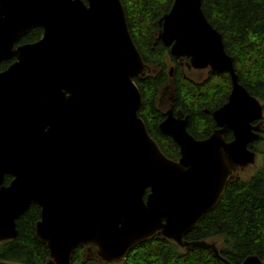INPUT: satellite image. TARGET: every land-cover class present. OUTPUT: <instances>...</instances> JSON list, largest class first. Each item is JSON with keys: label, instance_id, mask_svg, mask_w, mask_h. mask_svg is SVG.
<instances>
[{"label": "water", "instance_id": "1", "mask_svg": "<svg viewBox=\"0 0 264 264\" xmlns=\"http://www.w3.org/2000/svg\"><path fill=\"white\" fill-rule=\"evenodd\" d=\"M174 1L159 40L189 70L232 80L210 137L190 135L182 112L165 114L159 131L179 146L178 160L139 117L134 78L149 67L121 0H0V64L15 59L0 72V242L17 238V221L36 205V237L52 264H71L76 249L91 247L120 264L158 235L231 264L214 243L186 237L218 206L234 171L256 164L249 146L260 139L263 105L240 84L203 0ZM35 28L43 37L19 45ZM242 264L263 263L250 256Z\"/></svg>", "mask_w": 264, "mask_h": 264}, {"label": "trees", "instance_id": "2", "mask_svg": "<svg viewBox=\"0 0 264 264\" xmlns=\"http://www.w3.org/2000/svg\"><path fill=\"white\" fill-rule=\"evenodd\" d=\"M121 1L132 41L149 67L144 77L134 78L143 100L139 117L162 153L178 160L179 146L159 131L166 110L173 107L174 112L181 111L188 117V132L196 139L210 137L217 129L213 113L227 103L231 94V76L208 71L201 80L193 78L190 70L171 55L170 47L159 40L160 22L171 11L174 0ZM202 9L211 25L221 33L240 84L262 103L264 110V0H203ZM42 31V28L31 30L19 45L39 41ZM14 61L1 63L0 72ZM230 140L231 133L226 135V141ZM251 149L262 157L263 164L250 178L233 175L218 206L186 237L191 243L221 240L220 255L231 264H242L250 256L259 257L264 264V132ZM11 181L12 178L6 176L4 185L8 186ZM40 212L32 205L17 221V238L0 242V264L52 263L49 249L36 237ZM92 254H96L94 248L89 251L78 248L70 263L91 264ZM120 264L225 263L209 249L182 248L158 235L135 247Z\"/></svg>", "mask_w": 264, "mask_h": 264}, {"label": "rangeland", "instance_id": "3", "mask_svg": "<svg viewBox=\"0 0 264 264\" xmlns=\"http://www.w3.org/2000/svg\"><path fill=\"white\" fill-rule=\"evenodd\" d=\"M183 66H186L183 64ZM207 70H190L189 75L192 76L193 78L196 79H203L206 77L207 75ZM261 164H263V159L262 157L259 155L256 158V164H254L253 166H250L248 168L245 169H237L235 172V177H240V179H247L250 178L252 175L254 176V173L256 172V170L261 166ZM210 243H214L217 245V247H223V242L221 240H209ZM93 257V261L91 264H108L104 261H102V259H100L99 257H97V254H92Z\"/></svg>", "mask_w": 264, "mask_h": 264}, {"label": "flooded vegetation", "instance_id": "4", "mask_svg": "<svg viewBox=\"0 0 264 264\" xmlns=\"http://www.w3.org/2000/svg\"><path fill=\"white\" fill-rule=\"evenodd\" d=\"M187 60H188V59H187ZM188 62H189V60L186 62V59H183L182 61H180L181 65H183V64L185 65V64H187ZM186 67H187V66H186ZM187 69H188V68H187ZM207 71H209V70H207ZM170 110H172V111L174 112L173 107H171V108H169V109L166 110L165 114H166L168 111H170ZM178 112H181V111L174 112V114L176 115ZM165 118H166V117H165ZM164 120H165V119H164ZM164 120H163V121H164ZM258 124H259V122H254V123H253L254 126H257ZM159 128H160V127H159ZM217 129H218V128H217ZM261 129H262V130H261V132H260V139H259V140H261L262 137H263V132H264V122H263V125L261 124ZM229 133H231V135H232V140H230V141H228V142H231V141H233L234 136H233V133H232V132H228L227 134H229ZM227 134H226V135H227ZM259 140H258V141H259ZM258 141H255V142H253V143L250 144V146H249L250 150H252L251 147H253V146L255 145V143H257ZM252 152H254V151H252ZM235 171H236V170H235ZM235 171H234V174H233L234 176H235V173H236ZM92 248H94L95 251H96V248H95V247L86 248V249H88V251H89V250H92ZM96 254H97V253H96ZM97 257H98V255H97Z\"/></svg>", "mask_w": 264, "mask_h": 264}, {"label": "bare ground", "instance_id": "5", "mask_svg": "<svg viewBox=\"0 0 264 264\" xmlns=\"http://www.w3.org/2000/svg\"><path fill=\"white\" fill-rule=\"evenodd\" d=\"M50 264H52V263H50Z\"/></svg>", "mask_w": 264, "mask_h": 264}]
</instances>
